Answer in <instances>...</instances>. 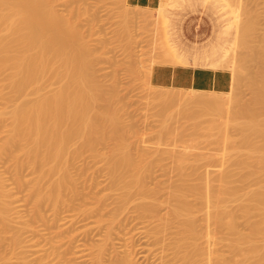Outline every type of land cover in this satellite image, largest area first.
<instances>
[{"label": "rangeland", "instance_id": "rangeland-1", "mask_svg": "<svg viewBox=\"0 0 264 264\" xmlns=\"http://www.w3.org/2000/svg\"><path fill=\"white\" fill-rule=\"evenodd\" d=\"M52 5L62 16L68 29L72 30L75 36H79L75 37L77 43L86 46L94 84L103 93L100 107L104 110L108 108L105 111L110 114L113 111L119 122L116 126V122L101 120L100 125H104L105 122L115 125L116 132H112L111 136L107 134L108 130L112 129L107 128L108 123L107 127L105 124L104 130L107 131L105 132L107 136L94 147L81 146L82 140L72 141L68 153L73 155H70L72 158L67 162V168L64 166L69 179L67 178V184L65 183L61 192L63 200L57 204L46 200L38 206L34 191L38 172L26 162L22 164L24 166H17L18 161L13 152L23 158L17 146L0 154V201L4 203L3 215L0 216V264H112L121 257L130 258L134 264H172L171 262L174 264L176 262L174 253L178 250L174 248L175 245L172 246L175 251L170 246L172 236L173 238L174 235L179 236L176 232H179L180 222L175 221L171 225L166 223L167 225L163 226L165 229L163 228L159 234L162 240L160 243H155L158 236L155 228L161 222L157 217L169 214L171 207V203L168 202L171 198L169 188L180 187L183 178L187 179L190 176L189 182L193 184L201 182V178L204 182L203 175L199 173V171L204 172V168L206 169L204 174L209 175V178L214 174L219 176L226 168L234 173L235 169L231 170V168H234L236 154H229L231 149L225 148L226 145L220 142L222 136L220 138L217 136L220 142L218 144L214 136L220 135L221 132L219 127L218 132L214 130L215 126L211 120L214 123L216 119L222 120L223 125L218 122L221 126H224V122H230L233 113H236L240 106L253 100L255 84L264 78V54L259 53L264 43L262 40L264 39V0H162L157 8L134 6L127 0H54ZM248 40H252V43ZM251 44L253 46L256 44L259 51L257 52ZM242 55L248 57L247 60L245 58L246 61ZM258 55H263L262 60ZM226 60L231 63L229 62L228 65V62L225 63ZM188 63L223 68L232 73L233 85L228 92L195 91L198 92L197 94L203 92L227 100L220 105V109L215 106L216 110L206 112L205 107L203 108V104L200 103L194 104L179 98L164 100L155 97V92L166 90H174L176 94H181V91L184 95L195 94L192 89L158 86L151 80L156 65ZM4 74L6 75L5 72ZM4 74H0L2 115L0 146L9 134L8 126L13 109L19 102L35 99L38 96L33 93L32 87H28L22 94L14 95L13 91L11 93L9 82L3 80V76L6 79ZM249 75L253 78L251 79ZM49 78L41 83L40 93H51L62 84L53 76L50 80ZM249 85H252L253 89ZM222 107L223 113H221ZM209 123L212 131L208 129L210 126L207 127ZM119 126L121 129H118ZM228 127L227 131L238 138V129L236 127L233 129V126ZM163 129L164 132H161ZM121 136L124 138L122 139ZM119 138L124 141L126 139L128 152L131 151V156L139 162V165L144 166L141 167L143 183L135 185V189L127 196L124 194V180L130 179L132 176L130 174H137L138 168L126 173L127 176L122 175L124 179H117L112 170L110 171V157ZM205 143L206 147L203 146ZM78 146L80 148L77 151ZM185 150L188 159L186 157L184 159L185 161L187 159L190 165H194V169L198 166L199 171L193 170V172L196 171L200 175L198 176L200 180L192 176L193 167L189 164L183 166L184 161L181 163L184 172L179 169L181 165L177 166L180 163L178 157L181 152L184 154ZM176 154L178 157H175ZM163 155H165L164 159ZM175 158L179 160L176 159L177 163L174 161ZM230 158L231 167L228 160ZM211 159L213 160L211 166H215L213 170L216 168L213 174L210 166L207 167ZM206 160H209L208 163ZM221 160L224 165L221 163L216 167ZM195 161H198L197 164ZM227 165L230 169L226 167ZM237 165L236 163L235 166ZM188 166V169H184ZM253 166L249 167L250 170H253ZM64 168L58 169L57 173L47 174L48 176L46 175L47 177L45 176L40 184L37 183L36 187L39 188L40 185L43 191L48 187L51 188L52 183L65 174ZM241 168L243 172L236 173L237 169L235 170L238 177L249 170L247 167L246 171ZM254 169L260 168L255 166ZM188 170L192 172L190 175L186 174ZM236 176L233 177L236 180L234 183L241 186L244 192L256 186L253 180L239 181ZM146 191L147 196L143 194ZM192 199L195 201L193 204L197 205L194 206V210L199 209L194 211L197 216L195 218H200L197 222H204L205 225V220H202L203 215L205 218V212L199 208L202 204L195 196ZM156 202L159 205L158 210L155 211L158 212L157 217H155L157 214L155 216L153 214L155 212L149 217L140 216L139 204H156ZM240 202L233 199L229 200L227 205L229 204L228 206L231 207L229 208L236 212ZM237 217L241 231L249 232V225L247 226L241 213ZM200 228L205 231L201 224ZM211 228L205 232L206 236L200 238V244L207 249L208 254L206 259L202 257L205 261L201 258L198 264L203 262L205 264L207 261L210 264L211 260V264H217L220 257L221 259L226 257L228 260L233 257L228 229L219 233L218 229ZM176 255L179 257L177 253ZM178 259L175 264H184L181 263L184 261L182 258ZM230 262L234 264L235 261Z\"/></svg>", "mask_w": 264, "mask_h": 264}, {"label": "bare ground", "instance_id": "bare-ground-1", "mask_svg": "<svg viewBox=\"0 0 264 264\" xmlns=\"http://www.w3.org/2000/svg\"><path fill=\"white\" fill-rule=\"evenodd\" d=\"M53 3L54 0H0V74H4V72L6 73V75L4 74L6 79H4L3 76V80L5 82L6 80L9 82L8 84L12 88L11 93L13 91L14 95L24 93L28 87H32L33 93L38 94L35 99L25 100L21 103L19 102V104H17V106L11 112V122L8 126L9 134L3 144L0 146V154H2V152L4 151L6 152L8 149H12L13 146H17V148H19V150L23 154L22 158L19 154L14 153L15 151L13 152V155L15 154L14 157L18 161L17 166H24L22 164H24L25 162L31 164L36 172H38V181L36 182V184H40L39 182L43 178H46L48 176L47 174H53L54 172L57 173L58 169L60 170V168H64V166L67 165V162L72 158H70L71 154L68 153L69 148L71 149L72 141L74 142L75 140H82L81 146L86 145L94 147V145L96 146L98 144L97 142H102L103 139L106 138L105 136H107V134L111 136L112 132L115 133V125L113 126V124L111 123L116 122L115 124L117 126L119 122L113 111L111 112L112 114H110L108 113V111H105L108 110V108H105L104 110L100 107L103 93H101L102 91L100 90V88L94 84L95 82L93 81V75L90 71L91 63L89 52L86 49L85 45L82 44L81 46L80 43H77L75 37H77L78 35L75 36V34L71 32L72 30L68 29L62 16H60L57 10L54 9V5H52ZM135 13L137 14L138 12ZM241 33L243 32L241 31ZM262 40L264 42V39ZM250 42L252 43V40ZM255 45L256 44H254V46L252 45V47H255L258 52L259 49ZM233 50L234 47L232 51ZM259 53L264 54V43L263 45H261ZM244 56V60L245 58L247 60L248 57L246 55ZM262 56L263 55H258L259 58H261ZM170 60H172V58H170ZM227 62L229 65L230 61L226 60L225 63ZM225 63L224 65H226ZM244 74L246 73L244 72ZM252 75H249L251 79L253 78ZM51 76L60 80L61 82L58 81V83L60 82L62 84L51 93H40V90L42 88L41 83H44V81H46L49 77L50 80ZM259 81L260 82H256L255 84V94L253 95L254 98L252 97L253 100L248 104H244V106L242 107L240 106V109L237 110L236 113L234 112L235 114L233 113V117L231 118L230 122H224V126H221V123L223 125V121L216 119L215 123L217 124H215L212 120L211 123L214 124L215 131L218 132L220 130L221 132V134L220 132L218 133L220 135L216 134L214 138L217 139V136L219 138L220 136H222V141H220L222 145L224 144L226 145L224 146L225 148L231 149V151L228 150V152L230 151L229 154H236L237 159L234 163V168H231V170L237 169V172L234 170V173H238L239 171H241V167H243L244 171H246L247 168L252 167L253 165L259 167L260 169H256V171L254 169L255 166H253V170H250L249 168L247 172L241 174L238 177L236 176V173L234 174L224 167L225 172L222 170L223 172L221 171V174L219 176H216L214 174L213 177L211 175V178H209V175L207 176L206 174H204L206 171L205 168L204 172H200L198 166L196 169H194V165L192 166L189 164L187 160L188 157L185 154V150L184 154L183 152H181V155H179V157L177 156V154L175 155V157H178V159L180 158V163L178 162L179 164L177 166L181 165V167L179 166V169L184 172L182 170L183 167L181 163L184 161L183 166H187L189 164V166L193 167H190L192 169V172L193 170H196L199 171L201 176L203 175L204 182L202 178L200 180V175H198L196 171V175L194 172V174H192V176H195L197 180H200L201 182H203V184H201V182L195 184L194 182V186L193 182H189L190 176L188 177L185 175L188 178H185L186 180L183 178L184 181L182 179V185L180 183V185L182 187L184 186V188H181V186H177V188L176 186H174L173 189L169 188L171 189V198H169L170 201H168L171 203V207L168 212L169 216L167 214H164L165 216L161 215V217L158 216V212H155L158 210L157 207L159 206L157 202L156 204H139L140 216L143 215L142 217H149L153 212H155L153 213L154 216L155 214H157L155 217L158 216L157 219L161 220V222H159L160 220L158 221L159 225L155 228V232L156 234H158L157 239H155V241L157 240L155 243H160V241L162 240V236L160 237L159 234H161L163 228L165 227V225H167L166 223H170L171 225L174 224L175 221L180 222V229L178 228L179 232H176L177 235L179 234V236L175 237L176 235H174L175 239L172 236L170 247L174 251L177 248L176 250L178 251L176 253L180 258L184 260L181 263L186 264L187 262L188 264L189 262V264H198V261L202 257L205 259L207 258L208 251L204 246L200 244V238L206 236L205 232L213 227V230L218 229L219 233L223 230L228 229L227 232L231 237L225 238L229 239L230 242L228 240L227 241L230 243L231 252L233 253V257H231L230 260L226 259V257L221 259L220 255L217 256V259H219L220 257L219 262L216 259V262H218L217 264H233L230 261H235L234 264H264V78H261V80ZM250 84L252 83L250 82ZM251 86L250 88L253 89ZM193 91L195 93L193 95H184L183 91H181V94H176L174 93V90L157 91L154 95L155 97H157V99L160 98L164 100H174L176 98H179V100H188L190 102H193L194 104L200 103L201 105L203 104L202 106L203 108L205 107L206 112L216 110L215 106L220 109V105L224 104L227 101L219 97L203 94V92L201 94H197L198 92L195 91L199 90ZM12 99L14 98L12 97ZM220 111H218V114ZM196 113H198V111ZM221 113H223V107ZM1 117L2 115L0 113V121L2 119ZM101 120L110 121L111 123L107 122L109 126L106 122L103 124H106L105 127L108 126V129L110 127L112 130L114 128V130L110 131V129H107L109 133L105 131L104 125H100ZM213 120L215 121V119ZM218 122L221 123L218 124ZM211 123H209L207 127L210 126V128L208 129H211L212 131ZM228 126H233V129L235 127L238 129V138H235V136L233 137L229 133V130L227 131ZM119 127L118 129H121V127ZM221 127L225 128V130H222ZM214 130L213 133L215 132ZM221 130L224 132H222ZM165 131L167 130L165 129ZM105 132H107V134ZM161 132H164V129ZM124 136H121L122 139L124 138ZM202 137H204V135ZM218 139V144H220ZM121 140L119 138V140L116 142L113 153L110 157V171L112 170V173H114L117 179H124L123 177L128 175H126V173H130L131 171L140 168V170L137 169V174H130L132 175L130 179L124 180V194L127 196L131 194L133 189H135V185H140L143 183V171H141V169L143 170L144 166L142 165L143 168H141V164L139 165V162L131 156V151L130 153L128 152L129 148L127 147L128 144L126 143V139L125 141ZM213 141L216 142V140ZM203 146L206 147V143ZM79 148L80 146L77 147V151L79 150ZM72 152L73 151H71V153ZM160 153L162 155V152ZM161 155L159 154L160 158H162ZM223 156L224 155H222V157ZM185 157L187 158L186 161L188 163L185 161ZM164 158L165 155H163V159ZM152 159L154 160L155 158L153 157ZM176 159L177 158L174 159L175 163H177ZM212 159L210 161V165L208 164L207 167L210 166L213 174L216 168L213 170L215 166H211V163H213L214 160ZM228 160H230L229 167H231V158ZM208 161L206 163H208ZM195 162L197 164L198 161ZM224 162L226 164V161ZM151 163L152 161L150 162V164ZM221 163L222 165H224L223 161L221 160V162L216 165V167H218ZM236 163L238 164L237 166H235ZM189 166L184 167V169H188ZM226 167H228V165ZM229 167L228 169H230ZM64 170L63 171L65 172V174L63 172L64 175L62 174L63 176L61 178L55 180L52 183L51 188L48 187V189H44L43 191L40 185L39 188H37L35 184L34 191L36 193V203L38 204V206L46 200H51L56 204L57 202L63 200V197L61 198V192L64 189L63 186L65 187V185L67 184V178L69 177V174H67L65 168ZM200 170L202 169L200 168ZM241 172H243V170ZM187 173L188 175L191 174L189 170L188 172H186V174ZM234 176H236V179L238 177L239 179L237 180L239 181L253 180L256 186L244 192L242 190L243 188L241 189V186H238V184L235 185L234 182L236 180L235 178H233ZM187 183L190 185H187ZM188 186H190V188H188ZM143 194H146L147 196V191ZM191 195L198 198L197 200L202 204V206L199 208L205 212V218L204 215L203 218L201 215L202 220H205L206 222L205 225L203 224L204 222H197V220L200 218H195L197 216H195L196 214L194 211H197L198 208H195L194 210V206L196 204H193L195 202L192 199L193 196L190 199ZM233 199L241 201L240 203H238L239 208H237L236 212L235 210L230 209L231 207L228 206L229 204L227 205V202ZM3 204L4 203L0 201V216L3 215ZM239 211L244 217L243 219L246 221L247 226L249 225V232H243L238 227L239 220L237 215L240 216ZM200 224L204 226L205 231H203V228H200ZM173 245H175V249L172 247ZM176 253H174V255L177 262V259L179 257H177ZM121 258L116 259V261L112 264H134L130 258L127 259L128 257ZM213 261L215 262V258ZM210 262L212 263V260L209 261V263ZM171 263L173 264V262ZM205 264H208V261Z\"/></svg>", "mask_w": 264, "mask_h": 264}, {"label": "crops", "instance_id": "crops-1", "mask_svg": "<svg viewBox=\"0 0 264 264\" xmlns=\"http://www.w3.org/2000/svg\"><path fill=\"white\" fill-rule=\"evenodd\" d=\"M127 1L134 6L157 8L162 0ZM151 80L158 86L220 93L230 91L233 85V76L229 70L193 63L156 65Z\"/></svg>", "mask_w": 264, "mask_h": 264}]
</instances>
